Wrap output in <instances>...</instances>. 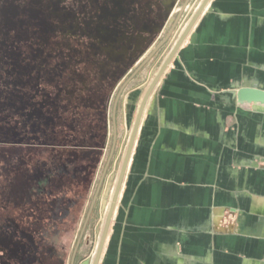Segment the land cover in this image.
<instances>
[{"label": "rangeland", "instance_id": "374dc122", "mask_svg": "<svg viewBox=\"0 0 264 264\" xmlns=\"http://www.w3.org/2000/svg\"><path fill=\"white\" fill-rule=\"evenodd\" d=\"M164 1L0 0V264H71L104 173L73 260L89 264L138 99L202 0ZM186 1L123 89L114 140L122 83Z\"/></svg>", "mask_w": 264, "mask_h": 264}, {"label": "crops", "instance_id": "0c3cea01", "mask_svg": "<svg viewBox=\"0 0 264 264\" xmlns=\"http://www.w3.org/2000/svg\"><path fill=\"white\" fill-rule=\"evenodd\" d=\"M241 86L264 90V0H210L146 100L100 264H264V103Z\"/></svg>", "mask_w": 264, "mask_h": 264}, {"label": "water", "instance_id": "95a60500", "mask_svg": "<svg viewBox=\"0 0 264 264\" xmlns=\"http://www.w3.org/2000/svg\"><path fill=\"white\" fill-rule=\"evenodd\" d=\"M205 2H206V0H204L202 4H204ZM163 4L165 6V10L168 11L170 9V7H171L170 2L165 0L163 2ZM186 5H187V1L180 8V11H179L175 21L171 25L167 35L153 48V50L149 53V55H147V57L134 69V71L131 73V75L122 83V85H121V87H120V89H119V91H118V93H117V95L115 97L114 106H113L114 140H115V135H116L115 134V128L116 127H115V114L114 113H115V108H116L117 102L119 100V97H120L123 89L125 88L127 83L131 80V78L137 73V71L142 67V65L145 63V61L151 55H153V53H155V51L158 50L159 47L163 43H165V41H167V39L169 38V36L172 33L173 29L175 28V25H176L178 19L180 18L183 10L185 9ZM201 8L202 7H200V9L197 11V13H195L193 18L191 19V22H193L196 19V17L198 16ZM190 25H191V23H190ZM190 25H188V27L182 33V35L179 38L177 44L175 45V47L171 51V54L167 57V59L162 64V67H161L162 69H164L167 66V64L169 63L172 55L175 53V51L177 50V48L179 47V45L183 41L185 35L187 34V31L189 30ZM155 29H157V26L155 27ZM191 39H193V36L191 37ZM153 71H154V69L152 70V72ZM151 88H152V85L146 91V93L143 96V99H142V101H141V103L139 105V108H138V112H137V116H136V119H135V123H134L133 129H132V132H131V135H130V138H129V142H128V146H127V150H126V153H125V156H124V159H123V165H122V168H121V173L119 175V179H118V182H117V185H116L115 193L113 195V199H112L111 205L109 207V210H108V213H107V217H106L105 222H104V226H103V229H102V232H101V237H100V240H99V243H98V247H97L96 255H95L94 260H93V264H98L99 263L101 252H102V249H103V246H104V243H105V238H106V235H107V232L109 230L110 223H111L112 214H113V210H114V207H115V201L117 199L118 191H119L120 184H121V181H122V178H123V173L125 171V167L127 166V163H128V160H129V155H130L131 149L133 147V143H134L135 136H136V133H137V128H138L139 120H140V117H141V113H142L144 104H145V102L147 100V97L149 95V92H150ZM235 96H236V100L239 101V102H261V103H264V90L260 89V88H257V87H253V86H241V87H239L235 91ZM128 106H129V104H128ZM31 115L32 114H30L29 116H31ZM112 151H113V148H112ZM112 151H111V154H112ZM111 154H110V156H111ZM109 159H110V157H109ZM108 162H109V160H108ZM108 162L106 164L104 172H105V170L107 168ZM103 175H104V173H103ZM103 175H102V177L100 179V183L98 185V188H97V190H96V192H95V194L93 196V199L91 201V204H90V207H89V211L87 213V217L85 219L82 231L80 232L77 244L75 246V249H74V252H73V255H72L71 264H73L74 256H75L77 247L79 245V241H80V238L82 236L85 224H86L87 219H88V217H89V215L91 213V210H92V208L94 206V203H95V201L97 199L99 188H100L101 182L103 180ZM110 183L111 182L108 183V187H107V189H106V191L104 193V196H103V200H102L103 207L105 206V203H106V200H107V194H108V189H109Z\"/></svg>", "mask_w": 264, "mask_h": 264}, {"label": "bare ground", "instance_id": "6f19581e", "mask_svg": "<svg viewBox=\"0 0 264 264\" xmlns=\"http://www.w3.org/2000/svg\"><path fill=\"white\" fill-rule=\"evenodd\" d=\"M203 1H204V0H202V1L199 3L198 7L196 8V10L194 11V13L192 14V16H191V18H190L188 24L186 25V27L183 29V31L180 33V35L178 36L177 40L175 41L173 47L170 49L169 53H167V54L165 55V59H163L164 61H165V60L167 59V57L171 54V51L173 50V48H174L175 45L177 44V42H178L179 38L181 37L182 33L185 31V29H186V28L188 27V25H190V23H191L190 28H189V30L187 31V34L189 33L190 29L193 27V25H194L196 19L198 18L199 14L204 10V8L207 6V4H208V2H209L210 0H206V2H205L204 4H202ZM200 7H202V8H201V10H200L198 16L196 17V19H195L193 22H191V19L193 18V16L195 15V13H197V11L200 9ZM187 34L185 35V37L187 36ZM185 37H184V38H185ZM183 40H184V39H183ZM182 42H183V41H182ZM182 42H181V43H182ZM180 45H181V44H180ZM180 45H179V46H180ZM178 48H179V47H178ZM178 48H177V49H178ZM176 51H177V50H176ZM176 51H175V52H176ZM174 54H175V53H174ZM174 54H173V55H174ZM173 55H172V57H173ZM172 57H171V59H172ZM171 59H170V60H171ZM164 61L162 62V64L164 63ZM169 62H170V61H169ZM162 64H161L159 67H156V68L154 69V71L150 74L149 78H150L151 81H150V83H148L147 89L145 90L144 94L142 95L141 100H140V102L138 103V106H137V108H136V111H135L136 114H135V116H134V119H133V122H132V126L130 127V130H129V132H128V136H127V137H128L127 145H126V147H125V151H124V154H123V157H122V160H121V163H120L119 169L117 170V173H116V180H115V182H114L113 189L111 190L110 197L108 198V201H109V200H110V201H109V205H108V208H107V212H106L105 218H104V216L101 217V218H102V221H101V224H100V225H101V226H100V229H99L100 231L98 232V234H97V236H96V240H95V244H94L93 250H92V252H91V256H90L89 264H93V260H94V257H95V255H96V251H97L98 243H99V240H100V237H101V232H102V229H103V226H104L105 219H106V217H107V213H108L109 207H110L111 202H112V199H113V195H114V193H115V189H116V185H117V182H118V179H119V175H120V173H121V168H122V165H123V159H124V156H125V153H126V150H127V146H128L129 138H130V135H131V132H132V129H133L134 123H135V119H136V116H137V112H138L139 105H140V103H141V101H142V99H143V96L145 95L146 91L149 89V87L152 85V88L154 89V88H155V85L159 82V81H158V80H159V77L163 74L165 68L167 67V66H166L164 69H162V68H161V67H162ZM168 64H169V63H168ZM168 64H167V65H168ZM153 86H154V87H153ZM152 88H151V90H152ZM151 90H150V92H151ZM150 92H149V95H148V96H150V94H152V92H151V93H150ZM147 98H148V97H147ZM145 103H146V102H145ZM144 106H145V104H144ZM143 109H144V107H143ZM142 112H143V110H142ZM141 116H142V113H141ZM140 120H141V117H140ZM140 120H139V123H140ZM138 129H139V124H138L137 131H138ZM136 135H137V133H136ZM135 138H136V136H135ZM134 144H135V140H134V143H133V147H134ZM133 147H132L131 152H130V155H129V160H130V156H131V153H132ZM129 160H128L127 166L125 167V171H124V173H123V178H122V181H121V184H120V188H119V191H118L117 199H116V201H115V207H116V204L118 203V200H119V198H120V194H121V190H122V188H123V183H124V179H125V173H126V170H127L128 164H129ZM98 196H99V195H98ZM115 207H114V210H113L112 218L114 217L115 212H116V208H115ZM104 213H105V212H104ZM102 215H104V214H102ZM111 220H112V219H111ZM111 224H112V223H111ZM110 226H111V225H110ZM110 226H109V227H110ZM108 233H109V230H108L107 235H106V238H105V243H104V246H103V249H102L101 255H102L103 250H104V248H105L106 240H107V238H108ZM100 261H101V256H100V259H99V263H100ZM99 263H98V264H99Z\"/></svg>", "mask_w": 264, "mask_h": 264}, {"label": "flooded vegetation", "instance_id": "af4514ba", "mask_svg": "<svg viewBox=\"0 0 264 264\" xmlns=\"http://www.w3.org/2000/svg\"><path fill=\"white\" fill-rule=\"evenodd\" d=\"M42 105L39 106V108L34 109L33 111L28 113L27 119H30L33 115L37 116L38 118H42L43 117V112L41 110ZM30 114H32L31 116H29Z\"/></svg>", "mask_w": 264, "mask_h": 264}]
</instances>
